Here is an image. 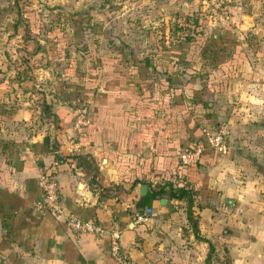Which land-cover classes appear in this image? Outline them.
<instances>
[{"label":"crops","instance_id":"obj_1","mask_svg":"<svg viewBox=\"0 0 264 264\" xmlns=\"http://www.w3.org/2000/svg\"><path fill=\"white\" fill-rule=\"evenodd\" d=\"M224 1L208 31H228L234 41L223 44L219 61L195 52L183 62L189 52L181 47L164 86L167 75L143 62L154 26L133 25L130 32L143 35L132 38L119 34L128 25H111L115 42L107 47L114 50L98 52L90 73L86 44L101 47L94 29L80 50L75 36L86 33L85 22L73 36L51 34L47 42L63 46L52 60L42 53L46 37L18 15V0H0L10 23L0 50V264H117L113 232L132 264H264L263 19L245 0ZM78 102L89 123L76 132ZM222 125L224 152L206 147L196 163L180 164L181 151ZM76 156L91 170L77 166ZM54 163L64 209L97 224L101 235L73 232L38 207L37 175ZM166 181L189 188L190 205L165 194L142 204ZM146 207L150 214L137 220Z\"/></svg>","mask_w":264,"mask_h":264},{"label":"rangeland","instance_id":"obj_2","mask_svg":"<svg viewBox=\"0 0 264 264\" xmlns=\"http://www.w3.org/2000/svg\"><path fill=\"white\" fill-rule=\"evenodd\" d=\"M224 2V0H167V2L166 0H19L18 5L21 13L24 14L26 24L34 31L36 30L39 34V37L43 36L41 39L46 37L44 45H48H45V50L44 52L42 51V53L46 56V58L51 56L52 60H58V56H60L63 52V46L61 48L58 46H52L47 42V40L50 39H48V37H51V34L61 37L63 36L61 32H63L64 34L67 33L68 35L73 36V33L75 32L74 29L78 27L77 32L81 30L80 24L83 23V21L80 24L79 22L76 23L74 20L75 16L72 17V14L75 13L74 10H87L90 11V14H92L91 17L89 16L90 18L88 17L89 22L86 24L84 23L86 33H79L78 36L74 35L78 43L75 44L77 45L75 49L80 50L82 47V41L85 38V34L86 39H89V37L93 35V29L96 31L95 35H99L97 37L99 40L98 46L101 44V47L97 48L98 51H95L94 43L92 44V42L89 41L86 44V50L84 52L86 54H84V56L86 59H88L95 58L92 57L94 54L98 56V52H105L104 50L107 47V43L109 41H114V39L111 38L114 36L110 33L114 31L112 30L111 25L122 26L120 27V30H124L125 27L123 26L128 25L129 28H126L124 33L120 31L121 33L119 34L121 36H131L132 38L134 37L135 31H133L134 33L130 32V27H133V25H138V27H140V25H148L149 27L154 26V28L159 29L157 38L159 41L161 40V42H163L164 46L168 50L171 47V44L177 43L173 36L170 35L169 30L174 26L176 20L175 18L178 13L182 14L183 16H188L189 20L186 24L188 27V34H190V36L205 37L210 35L208 28L210 29V21L212 22L211 16L213 15L215 18L218 16L217 13L222 11L221 7H223L222 3L224 4ZM244 2L246 4L247 10L257 9V11L261 14L257 17V19H263L262 29L264 30V0H245ZM2 4H5V2H2ZM164 4L167 5L165 13L164 11L162 12L160 10V7L164 6ZM94 11H97L98 15L94 14ZM3 13L5 12H0V50L2 44L6 42L5 32H7V26L10 24L8 18L5 17ZM149 14V17H152L151 19L147 17ZM148 20H150V22H148ZM192 20H196V26L191 24ZM89 25H91L92 28ZM101 28L102 34L100 35L99 30H101ZM46 30L50 32L42 33V31ZM136 34L143 35L142 32H136L135 36ZM145 35L148 34L145 33ZM135 38L141 39L140 37ZM60 41L63 42L62 39H60ZM149 41L152 45L151 38ZM91 46H93V51L88 53V51L91 49ZM7 48L10 52H12V49L15 47L13 43H9ZM107 48L106 50L110 53L111 50H114V48ZM75 49H70V51L75 53L73 52ZM14 50L15 51L13 52L12 57L18 54L17 48ZM123 50L126 51V49ZM183 62L186 61L183 60ZM93 63L94 60L88 59V72H91L90 70L94 69ZM184 73L186 72L184 71Z\"/></svg>","mask_w":264,"mask_h":264},{"label":"trees","instance_id":"obj_3","mask_svg":"<svg viewBox=\"0 0 264 264\" xmlns=\"http://www.w3.org/2000/svg\"><path fill=\"white\" fill-rule=\"evenodd\" d=\"M19 1V0H18ZM20 13V8L18 5V15ZM76 14V13H75ZM77 17V18H76ZM75 17L76 23L79 22V24L83 21L85 23L89 22V18L85 16L83 19L80 18V14H77ZM174 26L169 30V33L173 38L177 41V43L171 44V47L166 49L163 42L157 38L158 30L156 28L150 29L148 32L149 39L152 40V45L145 50V56H144V65L146 68L149 69V71L153 74H166L167 77L163 79L162 83L164 86L170 85V79H169V66L171 61H177L179 60L180 55V49L181 47L187 46V50L189 54L183 58L184 61H190V58H193L195 55V52H197L200 56L204 58H213L214 60H218L220 58V52L224 49L223 44L227 42L234 41V35L229 33L228 31L222 32L220 34H217L216 31H213L215 36H212V33L210 35H207L205 37L198 36L193 37L188 34V27H187V21L189 20L188 16H183L182 14L178 13L175 18ZM74 21V22H75ZM18 24H19V18H18ZM191 24L193 26H196V20H192ZM93 51V46H91L90 53ZM87 53V54H88ZM86 54V53H84ZM94 54V53H93ZM192 54V55H191ZM92 57H96V55H92ZM88 59H94V58H88ZM91 71V70H90ZM93 71V70H92ZM91 71V72H92ZM88 72V71H87ZM90 72V73H91ZM171 87L168 89L169 92H172ZM78 94V93H77ZM169 96V94H168ZM78 105H85L81 102H78L76 106ZM48 104L43 103L42 109L44 113H47L48 110ZM62 158L58 157V160L60 161ZM76 164L80 168H82L84 171H90L91 167L88 162V159H86L83 156H76ZM162 194L167 195L170 198L175 199H183L187 205H190L192 193L189 188H185L182 185H173L171 182H163L162 184H155L151 191L144 196V201H142V204L146 202L147 200L151 198H156ZM139 205V203H137Z\"/></svg>","mask_w":264,"mask_h":264},{"label":"built area","instance_id":"obj_4","mask_svg":"<svg viewBox=\"0 0 264 264\" xmlns=\"http://www.w3.org/2000/svg\"><path fill=\"white\" fill-rule=\"evenodd\" d=\"M88 110L85 105H78L73 112L72 129L76 132L81 131L89 123ZM226 128L222 125L214 131L205 132L203 138L196 140L188 149L178 154V160L182 166H188L196 163L204 148L210 147L218 152H224L226 149ZM55 154L56 151H54ZM55 163L46 169L41 170L37 175V184L40 188V198L37 202L39 208L46 210L53 217L62 220L65 225L73 232L92 233L101 235L103 229L91 220L81 219L79 216L66 212L58 194V185L54 170ZM150 208L146 207L141 213H136L137 220H143L147 214H150ZM109 252L112 260L117 264H132L122 251L118 235L110 234Z\"/></svg>","mask_w":264,"mask_h":264}]
</instances>
